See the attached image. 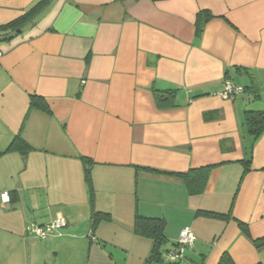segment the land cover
Here are the masks:
<instances>
[{"label":"crops","instance_id":"1","mask_svg":"<svg viewBox=\"0 0 264 264\" xmlns=\"http://www.w3.org/2000/svg\"><path fill=\"white\" fill-rule=\"evenodd\" d=\"M42 1L0 0V27ZM0 49V195L11 198H0V264H162L148 262L154 242L135 234L136 214L165 220L164 251L192 230L179 264H264V134L255 142L245 124L264 110V0H46ZM229 82L242 91L224 99ZM155 90H176L177 107L159 108ZM18 136L25 154L9 151ZM207 166L199 196L136 169ZM59 215L66 227L46 240L28 233Z\"/></svg>","mask_w":264,"mask_h":264},{"label":"trees","instance_id":"2","mask_svg":"<svg viewBox=\"0 0 264 264\" xmlns=\"http://www.w3.org/2000/svg\"><path fill=\"white\" fill-rule=\"evenodd\" d=\"M153 2H159V1H166V0H152ZM46 0L38 3L34 7H32L29 11H27L22 17L19 19L4 25L0 27V42L3 40H9L10 38L16 36L17 34H20L24 31L25 27L32 23L36 16L39 14L41 8L44 6V3ZM201 14H199L200 16ZM212 17L209 13L204 17L205 19L198 20V33L203 30L204 24L209 20V18ZM176 90H168L166 92H158L155 90V96H156V102L159 108L162 109H170V108H176ZM31 108L32 109H39L45 113L51 114L49 106L45 103V100L42 97L38 96H32L31 98ZM245 124L248 128V131L253 136L255 142H257L262 135L264 134V110L262 111H247L245 112ZM19 148V150L23 151L25 154L29 150H31V147L26 143V141L21 137L18 136L16 140L14 141V144L9 148V151L12 150V148ZM1 156V154H0ZM86 163L92 164L88 159H83ZM250 161V160H249ZM249 161H244L243 165L246 167V171H249ZM214 166H207L202 167L199 169H192L188 173L184 174H178V173H168L153 169H146V168H140L136 167L137 170H145L150 171L154 173H159L162 175H168L173 176L177 178H181L188 189V193L191 196H199L202 195L206 189L210 174L213 170ZM86 183L88 185V191L90 194L91 199V205L93 206L95 203V191L92 186V178H91V171L90 169H87L86 171ZM205 217L211 218V219H217L221 221H229L231 217V212L223 214V213H217V212H211V211H202L200 212ZM93 219L95 223H98L100 219H109L108 215H104L102 213H98L94 211ZM243 233L248 236H250L249 229L246 225L243 223L239 224ZM134 232L136 235L141 237H146L151 239L154 242L153 245V251L150 256V259L148 262H158L162 264H171L166 263L163 261V254L169 251L162 250V247L166 245V235H165V220L162 218H148L145 216H142L140 214H136L134 218ZM256 246L258 248H261L264 246V241H254ZM177 247V244L175 248ZM174 248V249H175ZM179 264V263H177ZM219 264H234L233 260L228 254L223 255L221 258Z\"/></svg>","mask_w":264,"mask_h":264},{"label":"built area","instance_id":"3","mask_svg":"<svg viewBox=\"0 0 264 264\" xmlns=\"http://www.w3.org/2000/svg\"><path fill=\"white\" fill-rule=\"evenodd\" d=\"M2 55V50L0 49V56ZM242 91V88L236 87L233 83L229 82L226 84L225 91L221 94L222 98L228 99L232 95H236ZM1 201L3 203H9L11 201L10 195L8 193H2L0 195ZM66 227V220L59 215L57 220L47 226L40 227L31 225L28 227V233L33 237L46 240L51 235L55 234L56 231L61 230ZM195 236L190 228H185L180 232L179 241L177 247L169 252L163 254V261L166 263L177 264L185 257L186 252L194 245Z\"/></svg>","mask_w":264,"mask_h":264}]
</instances>
